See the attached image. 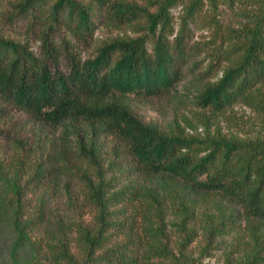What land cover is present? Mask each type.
I'll return each mask as SVG.
<instances>
[{"label":"trees","instance_id":"1","mask_svg":"<svg viewBox=\"0 0 264 264\" xmlns=\"http://www.w3.org/2000/svg\"><path fill=\"white\" fill-rule=\"evenodd\" d=\"M249 1L239 29L223 28L217 18L219 6L239 0L9 2L5 18L26 19L39 47L0 34V112L26 113L58 137L34 144L39 162L25 169L20 157L11 177L0 162V264H199L186 253L195 232L184 225L206 197L227 208L209 236L234 211L264 230L263 141L164 133L128 105L131 97L176 98L187 73V104L216 114L241 101L264 113V0ZM178 5L184 16L175 32L171 9ZM203 10L221 33L214 34V45L222 39L213 50L193 40L190 25ZM99 24L134 28L136 36L113 37L82 57L77 47L93 39ZM59 28L67 35L56 39ZM220 62H226L222 75L212 80ZM108 138L115 141L113 155ZM124 156L127 166L114 161ZM51 177L76 182L79 195L69 199L78 215L88 210L90 221L54 220L53 230L44 226L52 221L44 212L25 213L27 187H45ZM170 212L182 220L174 234Z\"/></svg>","mask_w":264,"mask_h":264},{"label":"rangeland","instance_id":"2","mask_svg":"<svg viewBox=\"0 0 264 264\" xmlns=\"http://www.w3.org/2000/svg\"><path fill=\"white\" fill-rule=\"evenodd\" d=\"M12 1L0 0V34L5 38L19 42L28 41L30 47L38 51V35L36 32L29 30L30 23L20 17L13 20L5 18L4 15L9 9V2ZM251 8L249 0H239L231 8L219 6L220 13L217 18L223 28L239 29L244 22L241 15L242 11H249ZM205 15L206 11L204 10L197 13L194 17V23L190 25L191 32L194 41L211 43L215 32H219V30L214 27L210 17ZM183 16L182 5L171 9L175 32ZM135 30L130 27L122 30H111L99 24L95 29L93 39L89 40L87 44H79L77 50L82 57H89L100 43L116 36L134 37L136 36ZM65 34V30L59 28L56 32V39H61ZM221 39V37H218L214 41L215 45L211 43V50L218 45ZM224 47H226V44ZM208 63L209 58H205L203 68ZM225 66L226 62L219 63L217 71H214V74L217 75L212 80L221 77ZM189 80L190 76L186 73L179 81L177 90L181 95L177 94L176 98L173 94L152 98L131 97L128 100L129 110L144 123L154 125L164 133L180 130L184 134L199 138L205 137L206 133H211L212 135L235 138L241 141L264 142V113L255 111L241 101H237L223 112L216 114L211 113L208 109H197L191 104H187L185 99V88ZM191 96L193 95L191 94ZM179 100H182V102H179ZM5 114L3 115L0 112V162L7 166L5 172H8L11 177L17 168L15 162L20 157L24 159L23 167L25 169L38 163L41 154L34 148V144L39 142L47 145L50 139L58 137V132L40 127L26 113ZM104 142L111 153L115 141L108 138L104 139ZM111 154L113 155V152ZM114 161L121 162L123 166H127L129 163L125 156L121 159L114 158ZM53 179V177L49 178L51 181L47 180V185L42 188L32 184L27 187L25 213L35 216L39 211L44 212L47 218H52V221H46L44 226L46 225L53 230H55V221H60L64 226L76 221H90L91 216L88 210L80 209V215H78V209L75 207L77 202L75 203V201L69 199L71 196L75 198L76 195H79L80 190L75 185L76 182L68 179L69 182L66 177H62L59 183L54 182ZM120 179L124 183L128 180L124 174L120 175ZM158 184V181H154L151 188L154 189L159 186ZM78 203L80 205L79 201ZM224 203L220 198L206 197L201 198L196 207H192L194 217L190 222L185 223L184 227L192 233L194 231L195 238H193L186 253L192 259H197L199 264H264V230L257 229L259 227L258 223L247 221L243 215H235L236 211L233 210L235 213L232 212L230 218L229 213L225 214L228 215V219L224 220L225 224L222 225L224 228L219 229L221 232L208 235V232L212 229V224L215 227L221 222L220 214L227 209L226 203ZM167 221L172 234L176 231V225L182 222L172 212L169 213ZM52 223L53 225H51ZM255 227L256 230L253 229Z\"/></svg>","mask_w":264,"mask_h":264}]
</instances>
